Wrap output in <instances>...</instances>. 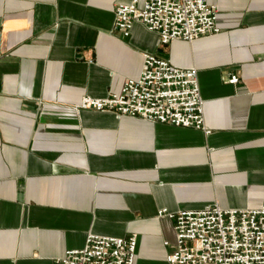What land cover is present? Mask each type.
I'll return each mask as SVG.
<instances>
[{
  "label": "crops",
  "instance_id": "1",
  "mask_svg": "<svg viewBox=\"0 0 264 264\" xmlns=\"http://www.w3.org/2000/svg\"><path fill=\"white\" fill-rule=\"evenodd\" d=\"M131 1L0 0V264H62L90 234L137 235L135 264H169L159 211L264 208V0H208L221 32L168 45L141 22L113 31ZM144 54L198 70L210 134L76 110Z\"/></svg>",
  "mask_w": 264,
  "mask_h": 264
},
{
  "label": "built area",
  "instance_id": "2",
  "mask_svg": "<svg viewBox=\"0 0 264 264\" xmlns=\"http://www.w3.org/2000/svg\"><path fill=\"white\" fill-rule=\"evenodd\" d=\"M136 22L160 35L162 45L176 40L193 42L221 32L219 12L208 0H139L115 9L113 31L128 38ZM232 75L230 84H238ZM204 99L196 68H181L169 60L144 54L138 79L125 82L118 94L85 97L76 110L91 109L127 115L210 134L204 117ZM174 221L177 245L169 264H264V208L223 209L218 205L199 211H159ZM138 238L87 236L81 250L67 251L62 264H135Z\"/></svg>",
  "mask_w": 264,
  "mask_h": 264
}]
</instances>
